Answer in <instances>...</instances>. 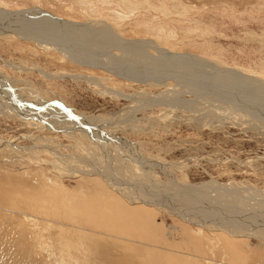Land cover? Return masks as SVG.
<instances>
[{"label": "rangeland", "instance_id": "obj_1", "mask_svg": "<svg viewBox=\"0 0 264 264\" xmlns=\"http://www.w3.org/2000/svg\"><path fill=\"white\" fill-rule=\"evenodd\" d=\"M0 19V79L44 123L0 110V264H264V0Z\"/></svg>", "mask_w": 264, "mask_h": 264}, {"label": "bare ground", "instance_id": "obj_2", "mask_svg": "<svg viewBox=\"0 0 264 264\" xmlns=\"http://www.w3.org/2000/svg\"><path fill=\"white\" fill-rule=\"evenodd\" d=\"M1 11H3V10H1ZM9 15H12V14H9L8 13V16ZM36 15V14H35ZM37 16V15H36ZM12 17H13V19H15L18 23L21 21V20H24V21H21V22H24L23 24H28V25H30V24H32V23H34V21H33V19H34V16H31V15H26L25 13H19V12H17V13H15V14H13L12 15ZM11 18V17H10ZM121 18V17H120ZM3 19V18H2ZM2 19H0V20H2ZM9 19V18H8ZM7 19V20H8ZM21 19V20H20ZM5 20V19H4ZM27 20H29V22L27 21ZM40 20H42V19H40ZM50 20V19H49ZM36 21H38V20H36ZM20 22V23H21ZM51 22L53 23V25H57L56 27H59V28H62V29H64V30H67V31H72L73 30V28H71L69 25H64V24H62V23H56V22H54L53 20H51ZM38 23H39V21H38ZM14 24V23H13ZM27 26V25H26ZM28 27V26H27ZM53 28H55V27H53ZM7 29H9V31H12L13 32V30H11L10 28H7ZM5 30V29H4ZM3 30V31H4ZM45 30V29H44ZM80 30H82V29H77L76 31H79V32H81ZM6 31V30H5ZM57 31V30H56ZM110 32V31H109ZM21 33V32H20ZM24 33V32H23ZM26 33V32H25ZM43 33H45V32H43ZM57 33V32H56ZM78 33V32H77ZM82 33V32H81ZM79 34V33H78ZM84 35V34H83ZM87 34H85V36H86ZM112 35V34H111ZM114 35V34H113ZM25 36V37H24ZM24 36H20V37H23L24 39H26V40H28V39H30V38H32L33 39V37H32V35H28V34H25ZM115 37V36H114ZM45 38H47L46 36H45ZM52 38V37H51ZM113 38V37H112ZM49 39V38H48ZM89 40V39H88ZM92 40V39H91ZM56 41V40H55ZM57 42V41H56ZM55 42V43H56ZM71 42V41H70ZM40 43V42H39ZM53 43V42H52ZM63 44V43H62ZM106 45V44H105ZM104 45V46H105ZM53 47V46H52ZM127 47V46H126ZM64 49V48H63ZM62 49V50H63ZM65 50H66V48L64 49V52H65ZM95 51V50H94ZM67 53V52H66ZM142 57H144V56H142ZM145 57L147 58V56L145 55ZM107 59H109V58H107ZM139 59V58H138ZM142 59V58H141ZM140 59V60H141ZM149 59V58H148ZM106 59H104V61H105ZM133 60V59H132ZM136 60V59H135ZM139 61V60H138ZM148 61H150V60H148ZM106 63V62H105ZM150 63H152V60H151V62ZM149 63V64H150ZM153 63H154V61H153ZM153 63H152V65H153ZM107 64V63H106ZM138 64V63H137ZM147 64V63H146ZM149 64H147V65H149ZM151 65V66H152ZM155 65V64H154ZM153 65V66H154ZM140 66H143V65H140ZM105 67V66H104ZM135 67V66H134ZM137 68V67H136ZM143 68V67H142ZM146 68V67H145ZM145 70V69H144ZM150 70V69H149ZM141 71V70H140ZM153 71V70H152ZM147 72V71H146ZM190 75V74H189ZM8 82V81H7ZM244 85V84H243ZM239 86V85H238ZM257 87V86H256ZM258 87H259V85H258ZM215 88H217V87H215ZM237 89V88H236ZM246 89V88H245ZM260 89V88H259ZM261 89H263L262 87H261ZM258 90V89H257ZM6 91H8L9 92V94H7V93H5ZM251 91V90H250ZM264 91V90H263ZM1 93L2 94H4V96L3 95H1ZM12 93H13V91L12 90H10V87H9V85L8 84H6L2 79H0V110H4L5 111V113L4 114H7V111L6 110H10V111H12V112H16L17 114H20L19 116H22L21 117V119L22 118H29V120L31 119V113H34L33 111L31 112V110H33L32 108H34V107H32L33 106V104L34 103H32V104H30V102L31 101H29L28 103L30 104V105H27V104H22V102H21V96L16 92L15 93V95L14 96H12ZM255 93V92H254ZM259 93V92H258ZM253 95H256V94H253ZM253 95H250V96H252L253 97ZM250 96L248 97V101H249V98H250ZM257 96H258V94H257ZM264 96V95H263ZM16 98V99H18V100H14V101H12L11 99L12 98ZM259 97V96H258ZM230 98V97H229ZM254 98H256V97H254ZM254 98L252 99V100H254ZM233 99V98H232ZM259 100V99H258ZM257 100V101H258ZM263 100H264V98H263ZM12 102V103H16L17 105H18V107H20V108H22V110H18L17 108H16V106H11V105H9V102ZM237 102H238V100H236ZM235 101V102H236ZM44 102V101H43ZM45 103V102H44ZM248 103V102H247ZM250 103H251V101H250ZM250 103L248 104V105H250ZM262 103V102H261ZM260 104V103H259ZM247 105V104H246ZM258 105V104H257ZM29 106V107H28ZM39 106V105H38ZM245 106V105H244ZM36 107V106H35ZM247 107V106H246ZM40 108V107H39ZM31 109V110H30ZM35 109V108H34ZM61 110H59V112L62 114V113H67V116H68V112H66V110H63L62 108H60ZM238 109V108H237ZM242 109V108H241ZM244 109V108H243ZM29 110V111H28ZM18 111H20V113L18 112ZM0 113H3V112H1L0 111ZM171 113V112H170ZM27 115V116H26ZM18 116V115H17ZM77 118V117H76ZM75 118V119H76ZM30 122L32 123V124H34L36 127H41V125L42 124H44V123H42V124H40L39 122H37V121H35V120H30V121H26V123H28V124H30ZM48 122V121H47ZM66 122V121H65ZM75 122V121H74ZM78 122V121H77ZM76 124V123H75ZM43 126V125H42ZM100 126V125H99ZM80 127V126H79ZM91 129V128H90ZM94 129V128H93ZM65 130V129H64ZM92 130V129H91ZM96 132V131H95ZM32 140V139H31ZM13 144V143H12ZM0 145H2V143H0ZM8 147V146H7ZM8 149H9V147H8ZM13 149V148H12ZM16 150V149H15ZM80 165V164H79ZM96 168V167H95ZM93 167H91V170L93 171ZM79 170V169H78ZM91 170H90V172H91ZM102 173V172H101ZM104 179H106V178H104ZM117 183V182H116ZM116 183H115V185H116ZM118 184V183H117ZM112 185H113V183H112ZM115 185H114V187H115ZM144 186V185H143ZM118 188V187H117ZM122 188V187H121ZM119 190V189H118ZM183 190V189H182ZM116 192H117V190H116ZM124 192H125V190H124ZM126 193V192H125ZM133 197H136L135 199L133 198V199H131V201H133V203H139L140 201H139V199L142 201L143 199H142V197L141 198H139V196H134L133 195ZM128 198H129V200H130V197L128 196ZM145 200V199H144ZM143 200V201H144ZM147 200V199H146ZM193 212V211H192ZM206 222V221H205ZM171 228H172V230H176V228L175 227H172L171 226ZM232 233V232H231ZM235 233V232H234Z\"/></svg>", "mask_w": 264, "mask_h": 264}]
</instances>
